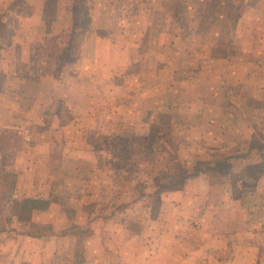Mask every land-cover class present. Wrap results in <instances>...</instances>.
<instances>
[{
  "label": "crops",
  "instance_id": "crops-1",
  "mask_svg": "<svg viewBox=\"0 0 264 264\" xmlns=\"http://www.w3.org/2000/svg\"><path fill=\"white\" fill-rule=\"evenodd\" d=\"M40 1L38 4L32 0H0V13L8 9L6 17L4 19L1 17L2 26L8 27L6 26L5 32L0 31V178L1 182L5 181L3 182L4 190L8 194V200L2 207L3 212L0 217V264H34V261L42 264V253L47 251L48 247H54L55 242L57 245L69 244L73 254L77 239L71 233L64 235V232L69 229V223L71 226L74 223L67 216L71 209L65 206L66 196H71L70 193L73 191H70L71 188L67 184L70 181L78 183L75 191L78 189L79 191L75 192V195L82 196L84 194L82 190L87 192L95 190L96 195L92 194L94 198L105 197L108 203L111 201V195L114 193L112 189L115 186L113 181L116 176L110 174L111 172L105 166L104 157L96 152L95 137L91 138V133H109L108 119H111L113 115L115 118L120 117L121 120L127 116L122 108L114 113L109 110V106H106L108 96L103 85L106 86L108 81L117 83L111 81L113 78L111 68L107 72L108 76L102 75L103 72H101L103 67L110 65L111 62H107L106 59H109L108 55L114 49L107 36L104 35L102 40L104 47H101L99 44L101 39H98L96 34L95 43L90 47L91 53L95 55L86 60L82 59L81 66L89 70L88 76L81 73V68L80 72L73 68L72 73L68 72L67 75L63 73L59 79L58 76H51L50 71L55 64L56 67L58 63L59 66L60 63L64 65L58 57L52 61L53 37L71 33V22L76 17L72 16V19L69 14L66 19H62L56 25L55 31L53 28L44 30L42 26L36 29L34 25L44 16L42 11L44 0ZM160 1H165L162 3L164 6L171 4L170 0H149L148 3L145 0H126L129 8L130 6H136V8L121 15H129V19L133 21L141 20L143 16L142 10L139 9L141 4L150 7L149 3L152 2L157 6ZM239 1L231 2L232 17L236 15L235 21H238L234 28L235 33L240 34L243 31V34L246 33L251 41L264 37V12L260 20L248 16L255 8L264 10V0H256L253 7L247 9V14L249 13L247 17L245 13L241 16L235 14L234 8ZM221 3L223 0H213L211 6ZM17 4L32 5L34 14L38 5L39 17L35 14L36 18L33 19L32 10L29 12L27 8L21 9L22 13L19 16L14 11L17 8L14 6ZM149 11H152V8ZM21 16V21L24 23L19 20ZM225 17L228 20V16L225 15ZM180 18L182 20L186 18L189 21L188 16ZM113 19L110 12H102L100 20H103L105 29ZM193 19L196 20V18ZM220 19L223 20L224 17L221 16ZM241 21L248 23L247 26L240 25ZM19 22L21 26H15ZM42 23L46 24L45 19ZM190 31L184 36H191ZM196 32L203 34L205 31L194 28L193 33ZM223 32L224 29H221L214 33L215 36H222ZM251 41L248 40V43ZM254 46H249L247 51H260L258 45L256 48ZM79 48L83 50L82 44ZM190 49H193L192 46H186L183 52L187 54L188 51L191 52ZM199 49L201 53L207 51L206 55L222 50L219 45H205L200 46ZM10 56L12 57L8 59ZM79 61L80 59L78 63ZM263 61L258 63L255 60L254 62L256 66L264 69V64H261ZM124 67L127 68L125 59L122 64V68ZM201 75L203 74L200 73ZM256 75L253 84L248 81L249 90H251L249 99L256 105L249 106L248 110L251 108L249 118L240 119L232 125L234 128L232 133L236 134L234 138L238 139V143L216 144L220 140L223 141L224 137L215 135L217 138L215 144H196L195 150L199 156H210L202 164L212 166L211 169L198 168L197 171L200 173L197 176H192L193 174L188 176L183 187L161 194V205L157 217L153 219L149 211L148 224L154 229V231H146L148 232L146 240L150 245L146 244L145 247L137 248L134 252L136 255L133 256L135 260L132 263L264 264V173H261L257 179L250 176V173H245L237 179L241 180V183L234 184L235 178L231 170L226 173L221 172L225 165L233 164L235 159L249 165L247 169L251 173L263 164L261 149L253 144V136L257 133H262L264 136V72ZM197 76L198 74L192 73L190 85L196 83ZM114 87L124 91L125 86L120 79ZM196 96L201 97L202 106L210 101L204 94ZM224 122V120H218L216 124H213L224 133ZM211 127L209 125L206 130ZM248 127L252 131V138L244 136L241 138L242 141L239 139V134L246 133ZM189 132L192 133L194 130L189 129ZM74 134H77V137H74ZM27 136L30 137L29 141L26 140ZM208 141L210 142L209 137ZM188 148L189 146L186 150ZM193 153L195 152L191 145L188 155ZM73 164H76L75 168L79 169L72 170L70 167ZM82 164L90 169L88 175H79ZM212 168L216 169L212 170ZM97 170L101 172V175L97 176L95 173ZM252 180L253 183H250L249 181ZM244 183L248 184L244 185ZM14 196L17 197L14 198ZM171 197H176V200ZM26 198L49 201V207L43 211H34L31 220L21 222L19 220L20 205ZM72 210L79 212L74 208ZM52 215H54L53 222L44 220ZM3 216L9 222L5 221V224H1ZM36 217L37 220L43 217L40 222H37L40 228L49 224V227L55 231L63 230V236L59 238L33 236L22 230L23 227L30 228L32 223L36 224L34 222ZM91 220H93L92 217ZM88 223L92 227L91 230H94V221L88 220ZM3 225L6 228L4 232L1 228ZM138 233L137 239L144 235V230ZM134 249L135 246H132L131 250ZM111 251L108 247L101 252L100 263L105 259L106 253H114ZM114 257L117 258L113 255L112 258ZM128 261L126 259L124 264Z\"/></svg>",
  "mask_w": 264,
  "mask_h": 264
},
{
  "label": "rangeland",
  "instance_id": "rangeland-1",
  "mask_svg": "<svg viewBox=\"0 0 264 264\" xmlns=\"http://www.w3.org/2000/svg\"><path fill=\"white\" fill-rule=\"evenodd\" d=\"M34 1L38 4L41 2L32 0V2ZM125 1L44 0V2L42 1L44 16L41 21L38 19V23L34 25L36 29L42 26L44 30L53 28L55 31L56 25L62 19H66L69 14L71 18L72 16L76 17L72 18L73 21L71 20V33L67 32L53 37L52 61L58 57V60L60 58L64 65L60 63L59 66L58 63L56 67L55 64L50 71L52 77L58 76L59 79L63 73L67 75L68 72H73V68L77 71L81 68V73L88 76L89 70L85 66H81V62L82 59L86 60L95 55L91 53L90 47L95 43L97 34L98 39H101L99 43L101 47H104L102 41L104 35L110 39L108 41H111L114 47L108 55L109 59H106L111 63L108 67L101 69L102 75L108 76L107 72L111 68V77H113L111 81L118 83L121 79L125 86L123 91L114 87L117 83L108 81L106 86L103 85L108 96L106 106H109V110L115 113L122 108L127 116L122 120L118 116L115 118V115L108 119L110 121L109 133H91V138L95 137L96 152L104 157L105 166L111 172L110 174L116 176L113 181L115 186L112 189L114 193L111 195V201L108 203V199L105 197L94 198L92 194L96 195L95 190L90 192L82 190L83 197L75 195V192L79 191V189L75 191L78 188V183L70 181V184H67L71 188L70 191L73 190L70 193L71 196L65 198V206L71 209L67 216L69 220L74 221L73 225L79 223L80 225L76 226L86 232L84 235L86 262L84 264H124L126 259L129 260L127 264L136 263H132L135 260L133 256L136 255L134 252L137 251V248L145 247L146 244L150 245L146 236L148 238V232L154 231L148 224L149 211L151 212L157 205L153 202V198H149L150 195L158 190L160 185L179 183L192 175L198 168L212 167L203 166L202 162L207 161L210 156H199L195 150L196 144H215L217 142L215 135L224 137L223 141L220 140L216 144L238 143V139L234 138L236 134L232 133L234 129L232 125L240 119L248 117L251 110V108L248 110L249 106L253 107L255 104L249 99L251 93L249 84H253V79L257 77L256 74L264 72V69L261 66H256L254 62L256 60L259 63L264 60V37L251 41V38L248 39L243 31L240 34L235 33L234 28L238 21H235L236 15L232 17L231 14L232 0H223V3L217 6H211L213 0H170L171 4L168 6L162 5L165 1H160L157 6L150 2V7L141 4L139 9L142 10L143 16L141 20L135 21L129 19V15H121L136 8V6L129 8ZM145 1L149 2V0ZM177 2H179L178 5ZM255 2L256 0H240L234 8L235 14L241 16L245 13L247 17L249 14H247V9L253 7ZM76 3L79 4L78 9ZM31 6L17 4L14 6L17 7L14 11L20 16L21 9L27 8L29 12L32 10L33 19L36 18V15L39 17V6L37 5L36 15ZM209 6L212 7L208 8L210 11L207 9ZM127 8L129 9L127 10ZM150 8L152 11H149ZM7 10L0 13V31L2 32H5L7 25L2 26L1 17L3 19L6 17ZM103 11L110 12L114 18L106 25V29L103 27V20H100ZM205 12L211 13L206 15ZM263 12L264 10L255 8L250 11L248 16L260 20L259 18H263L261 17ZM225 15L228 16V20ZM83 16L93 17L86 29L79 25L80 18ZM185 16H188L189 21L186 18L183 20L180 18ZM221 16L224 17L223 20L220 19ZM44 19L46 24L43 25ZM19 20L24 23L21 21L22 16ZM245 20L248 22L247 19ZM244 21H241L240 25L247 26L248 23H244ZM20 22L15 26H21ZM8 25L12 24L8 23ZM194 28L205 32L194 34ZM190 29L192 30L190 31ZM221 29H224L222 36H215L214 32ZM63 31L66 32V30ZM189 31L192 35L185 37L184 34ZM73 32L74 40L71 39ZM206 32L207 34H205ZM248 40L252 44L248 43ZM206 41L208 43H205ZM70 42L77 44L78 48L70 47ZM81 44L82 49L87 45L86 50H80ZM205 45H219L222 50L219 49L206 55L207 51L201 53L199 49L200 46ZM253 45H255L254 48L258 45L260 51H247V48ZM186 46L193 48L187 54L183 52ZM210 51H212L211 47ZM59 55L61 56L59 57ZM66 58H72V61L69 62ZM78 59H80L79 63ZM123 59L126 60L127 68H122ZM261 64H264V61ZM192 73L198 74V76L196 83L190 85ZM200 73L203 75L200 76ZM198 94H204L206 98L210 99L207 105L202 106L200 95L196 96ZM218 120L225 121L224 133L221 131L222 129L216 128L215 124ZM209 125L212 126L211 129L206 130ZM189 129H193L194 132L190 133ZM245 132L242 135L239 134V139L244 136L251 137L252 131L249 127ZM76 135L74 134V137ZM241 140L243 141V139ZM190 144L195 153L189 156ZM253 144L260 147L262 160H264V136L262 133L253 136ZM188 146L189 148L186 150ZM233 162V164L225 165L222 168L223 171H220L226 173L231 170L233 178H235L233 183L240 184L241 180L237 179L245 173H249L250 170L247 168L250 166L237 159ZM75 166L77 165L73 164L70 168L73 170ZM78 169L75 168V170ZM259 169L260 172L264 170V161L259 165ZM89 170L85 164H82L79 175H88ZM98 170L95 172L97 176L101 175ZM257 172L256 174H258ZM249 182L253 183V180ZM181 187L183 185L170 191ZM171 198L176 200V197ZM72 208L79 212H73ZM82 208L83 211H81ZM53 217L54 215L47 216L44 220L53 222ZM42 218L37 220L36 217L34 221L36 224L32 223L30 228L23 227L22 230L33 236L43 235V237L58 238L63 236V230L55 231L49 227V224L41 225L40 228L37 222H40ZM1 220V224H5V216ZM88 220L89 222L94 221V230H91L92 227L89 226ZM69 225V229H67V233L64 232V235L73 233L71 228L73 225L71 226V223ZM143 230L144 235L137 239L138 232ZM132 246H135L134 250H131ZM108 247L114 253H106L105 256L108 259L105 257L100 263L101 252ZM46 250L42 253V264H78L75 251L73 255L69 244L57 245L55 242L54 247H48ZM113 255L117 258H112Z\"/></svg>",
  "mask_w": 264,
  "mask_h": 264
},
{
  "label": "trees",
  "instance_id": "trees-1",
  "mask_svg": "<svg viewBox=\"0 0 264 264\" xmlns=\"http://www.w3.org/2000/svg\"><path fill=\"white\" fill-rule=\"evenodd\" d=\"M178 4H179V2H177V5ZM76 8L77 9L79 8L78 3H76ZM80 19H81L80 24H79L80 27L85 28V29L88 28V26L91 23V18L89 16H83ZM75 22H78V20H75ZM74 35L75 34L73 32L71 34V39L73 38ZM73 40H74V38H73ZM73 46L78 48L77 44L75 45V44H73V42L72 43L70 42V47H73ZM66 60L71 62L72 58H66ZM70 73H72V72H70ZM215 169L216 168H214V169L212 168V170H215ZM256 171H258L257 172L258 174H256ZM256 171H254V173L249 172L250 176H252L254 179H257L261 173H264V170L260 172L259 168H257ZM199 173H200V171L196 170L192 176H197ZM185 180L186 179L184 178L179 183H171V184H168L166 186L160 185L159 186L160 188L150 195L149 198H151V199L153 198V200H154L153 202L158 206V207L156 206L155 208H153L151 210V217L153 219H155L157 217V214H158V211H159V208L161 205V194H162V192L170 191V190H173L177 186L184 185ZM3 182H5V181L1 182V178H0V217H1V213L3 212L2 207L5 204V202L8 200V194L4 190ZM245 184L247 185L248 183H244V185ZM48 207H49V201L42 200V199L26 198L22 201V203L20 205L19 220L21 222L28 221L31 219L34 211L46 210ZM5 221L9 222L7 218H5ZM1 228H2L3 232L6 229V228H4V225ZM71 228L73 230L72 234L75 235V237L77 239V243H76V247H75V255L77 257V263L78 264H84V262H86V258L84 255V235L86 232H83L81 230V228L77 227L76 225H73Z\"/></svg>",
  "mask_w": 264,
  "mask_h": 264
},
{
  "label": "built area",
  "instance_id": "built-area-1",
  "mask_svg": "<svg viewBox=\"0 0 264 264\" xmlns=\"http://www.w3.org/2000/svg\"><path fill=\"white\" fill-rule=\"evenodd\" d=\"M25 133H26V131H25ZM26 140L29 141V140H30V137L27 136V137H26ZM16 197H17V196H14V198H16Z\"/></svg>",
  "mask_w": 264,
  "mask_h": 264
}]
</instances>
